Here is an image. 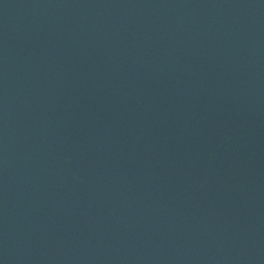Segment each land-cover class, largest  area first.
Segmentation results:
<instances>
[{
    "label": "water",
    "instance_id": "water-1",
    "mask_svg": "<svg viewBox=\"0 0 264 264\" xmlns=\"http://www.w3.org/2000/svg\"><path fill=\"white\" fill-rule=\"evenodd\" d=\"M0 264H264V0H0Z\"/></svg>",
    "mask_w": 264,
    "mask_h": 264
}]
</instances>
